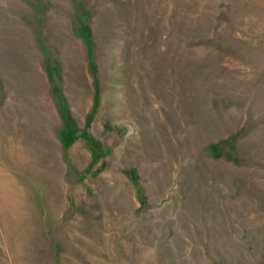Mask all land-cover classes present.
Here are the masks:
<instances>
[{
	"label": "rangeland",
	"instance_id": "374dc122",
	"mask_svg": "<svg viewBox=\"0 0 264 264\" xmlns=\"http://www.w3.org/2000/svg\"><path fill=\"white\" fill-rule=\"evenodd\" d=\"M0 264H264V0H0Z\"/></svg>",
	"mask_w": 264,
	"mask_h": 264
},
{
	"label": "trees",
	"instance_id": "16d2710c",
	"mask_svg": "<svg viewBox=\"0 0 264 264\" xmlns=\"http://www.w3.org/2000/svg\"><path fill=\"white\" fill-rule=\"evenodd\" d=\"M130 177H131V179H132V181L135 183V184H137V173H136V171L135 170H133V171H131V173H130Z\"/></svg>",
	"mask_w": 264,
	"mask_h": 264
},
{
	"label": "bare ground",
	"instance_id": "6f19581e",
	"mask_svg": "<svg viewBox=\"0 0 264 264\" xmlns=\"http://www.w3.org/2000/svg\"><path fill=\"white\" fill-rule=\"evenodd\" d=\"M12 191V190H11ZM12 195V194H11ZM7 196H9V195H7Z\"/></svg>",
	"mask_w": 264,
	"mask_h": 264
}]
</instances>
